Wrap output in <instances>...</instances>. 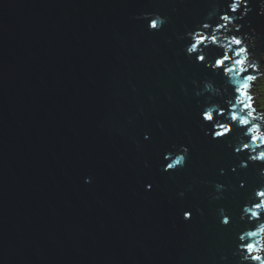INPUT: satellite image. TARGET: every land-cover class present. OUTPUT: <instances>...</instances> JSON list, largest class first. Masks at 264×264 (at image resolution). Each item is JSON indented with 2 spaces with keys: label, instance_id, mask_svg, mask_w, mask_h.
<instances>
[{
  "label": "water",
  "instance_id": "obj_1",
  "mask_svg": "<svg viewBox=\"0 0 264 264\" xmlns=\"http://www.w3.org/2000/svg\"><path fill=\"white\" fill-rule=\"evenodd\" d=\"M214 4L226 0H0V264H238L264 165L240 169L226 140L204 135L192 81H225L177 38ZM142 13L169 20L149 31ZM180 145L186 166L165 173ZM217 182L229 190L213 201Z\"/></svg>",
  "mask_w": 264,
  "mask_h": 264
},
{
  "label": "clouds",
  "instance_id": "obj_2",
  "mask_svg": "<svg viewBox=\"0 0 264 264\" xmlns=\"http://www.w3.org/2000/svg\"><path fill=\"white\" fill-rule=\"evenodd\" d=\"M257 7V15L264 16V0H258ZM252 11L249 0H226L225 5L214 4L205 16V22L177 37L190 41L183 49L187 57H194L195 63H202L213 73L221 74L225 81L223 88L217 87L211 79L193 80L192 84L197 89V97L206 96V103L199 113L204 135L212 140H226L233 155L240 158L238 167L243 170H247L250 164L264 165V112L252 107V97L248 95L251 82L264 75L258 71L264 68V34H258L247 22L246 17ZM134 19L148 21L149 31H159L169 20L158 13H142ZM244 27L248 32L242 31ZM213 49L215 53L210 54ZM249 69L252 74L244 75ZM181 88L187 94V88L183 85ZM144 139L149 140L150 136L145 133ZM245 152L246 157L241 158ZM188 157L189 148L180 145L174 152L165 154L167 163L163 171L167 173L185 167ZM236 170V167L232 168L233 172ZM256 171L259 183L249 193L239 216L244 228L237 234L238 245L232 253L239 257L238 264H264V167H258ZM220 174H225L223 169ZM85 183H91V177H86ZM212 187L215 190L211 197L213 201L223 199V194L229 190L228 185L219 182ZM239 187L245 188L246 182L241 181ZM151 188L152 185L147 184L145 191H151ZM179 195L183 197L184 192ZM200 213L203 215L202 210ZM217 214L220 225L229 226L232 217L228 211L220 207ZM191 218L190 211L183 212L184 221ZM221 260L226 261L227 257L222 256Z\"/></svg>",
  "mask_w": 264,
  "mask_h": 264
},
{
  "label": "rangeland",
  "instance_id": "obj_3",
  "mask_svg": "<svg viewBox=\"0 0 264 264\" xmlns=\"http://www.w3.org/2000/svg\"><path fill=\"white\" fill-rule=\"evenodd\" d=\"M258 71H261L259 69ZM264 72V70H263ZM255 99H257V106L259 110L264 111V75H262L253 87V92Z\"/></svg>",
  "mask_w": 264,
  "mask_h": 264
},
{
  "label": "flooded vegetation",
  "instance_id": "obj_4",
  "mask_svg": "<svg viewBox=\"0 0 264 264\" xmlns=\"http://www.w3.org/2000/svg\"><path fill=\"white\" fill-rule=\"evenodd\" d=\"M255 107H258V106H257V103H256ZM258 109H259V108H258ZM258 111L261 112L260 110H258Z\"/></svg>",
  "mask_w": 264,
  "mask_h": 264
}]
</instances>
